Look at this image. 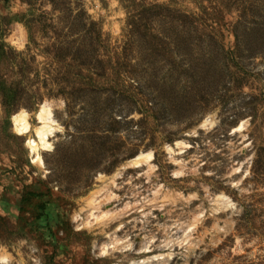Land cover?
Listing matches in <instances>:
<instances>
[{
  "label": "rangeland",
  "instance_id": "374dc122",
  "mask_svg": "<svg viewBox=\"0 0 264 264\" xmlns=\"http://www.w3.org/2000/svg\"><path fill=\"white\" fill-rule=\"evenodd\" d=\"M2 43L0 85L18 90L9 117L0 90L10 264H155L169 251V264H264V0H0ZM46 102L60 129L34 162L35 134L18 135L12 116L38 126ZM146 152L152 172L126 167ZM121 169L102 208L135 209L83 224L91 192ZM114 232L132 247L103 255ZM165 239L176 243L162 252Z\"/></svg>",
  "mask_w": 264,
  "mask_h": 264
},
{
  "label": "bare ground",
  "instance_id": "6f19581e",
  "mask_svg": "<svg viewBox=\"0 0 264 264\" xmlns=\"http://www.w3.org/2000/svg\"><path fill=\"white\" fill-rule=\"evenodd\" d=\"M36 119L38 121V126H32L29 122V115L25 111L18 112L12 116L13 126L18 135L27 136V135H30L32 132L35 134V138H32V137L28 138V146L31 149L34 162H37V161L42 162L40 151H45L51 148V142H50L51 138L54 137V134L57 133V131H59L60 126L55 119L52 104L49 102H46L41 105L39 111L36 114ZM211 123L212 121L209 118H207L201 126L206 127L208 125H211ZM244 126H245V123H242L239 126V130H242L243 128H245ZM176 147L179 149H182V148L187 147V144L184 141H178L176 143ZM167 150L171 154L175 153L176 151L174 150V148H171V147H167ZM153 161H154V154L152 152L140 153L135 158L130 160L127 163L126 167L127 166L134 167V168L147 167L148 173H149V172H152L155 168V166L153 165ZM126 167H124L123 170ZM121 175H122V169L118 171V173L113 175L107 184H104V186H102L101 188L91 192V194L87 198L86 206L88 207V210H87L88 214L86 217V221H84L83 224L92 226L94 223H98L97 225L103 228H107L109 223H112V221L120 218L125 213H127L129 210L135 209L134 206H129L128 204H126L123 211L119 213H112L110 210L104 211L102 208L103 205H106L108 202L112 201V199L116 196L112 191V185H115V182L117 181V179L120 178ZM152 202H156V199L153 200ZM214 202L217 204L216 206L219 207L220 209L233 206L230 199L226 197L225 195H220L216 197ZM154 204H152V207H155ZM142 207L145 210L147 206L145 207L144 205ZM200 219L202 218H199V216H195L193 222L187 225L186 228H183L184 226L183 227L179 226L178 229L179 230L182 229L183 236H181V240H178L176 242L178 243L180 242L179 243L180 245L183 244L185 241L188 244L191 243L190 241H191L192 235L190 233L193 230H195L198 222L201 221ZM166 238H170V237L167 236ZM176 242L174 239H165L164 241L165 245L161 246L162 252L171 250L172 248L171 243L174 244ZM130 247H132L131 243L129 242L121 243V239L116 235V232H114L109 236V241L103 242L98 247V249L103 255H112V253L117 250L124 251L126 249H129ZM167 247H170V248L166 249ZM144 248L146 251H148L147 249L151 248V246H148L146 244L144 245ZM172 255L173 254L171 251H169L167 254L160 253L159 255L154 256V259H151V261L152 262L155 261L156 262L155 264H169L172 258L171 257ZM148 260L149 259H147V261H134L132 262V264H149ZM0 264H10V257L7 254L0 253Z\"/></svg>",
  "mask_w": 264,
  "mask_h": 264
},
{
  "label": "trees",
  "instance_id": "16d2710c",
  "mask_svg": "<svg viewBox=\"0 0 264 264\" xmlns=\"http://www.w3.org/2000/svg\"><path fill=\"white\" fill-rule=\"evenodd\" d=\"M21 19H23V17H15L14 20L20 21ZM4 46V43L0 44V56H3L5 54ZM0 90L2 93L3 105L5 106L7 116L9 117V115H11L12 107L16 104L18 90L7 86L5 83H2V85H0ZM32 196H36V194L32 193Z\"/></svg>",
  "mask_w": 264,
  "mask_h": 264
}]
</instances>
